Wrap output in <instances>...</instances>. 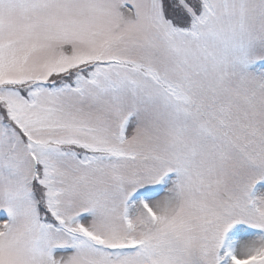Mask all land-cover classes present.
Masks as SVG:
<instances>
[{
	"label": "snow or ice",
	"instance_id": "6c2138e0",
	"mask_svg": "<svg viewBox=\"0 0 264 264\" xmlns=\"http://www.w3.org/2000/svg\"><path fill=\"white\" fill-rule=\"evenodd\" d=\"M0 264H264V0H0Z\"/></svg>",
	"mask_w": 264,
	"mask_h": 264
}]
</instances>
